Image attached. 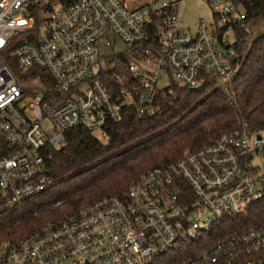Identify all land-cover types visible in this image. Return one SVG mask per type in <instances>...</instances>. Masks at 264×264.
Here are the masks:
<instances>
[{
	"label": "built area",
	"instance_id": "obj_1",
	"mask_svg": "<svg viewBox=\"0 0 264 264\" xmlns=\"http://www.w3.org/2000/svg\"><path fill=\"white\" fill-rule=\"evenodd\" d=\"M185 1L0 0V211L21 209L54 185L45 152L60 150L67 130L108 142L106 125L127 109L152 116L176 86L232 81L246 13L231 0H204L211 22L199 18L189 31L180 23ZM33 69L44 70L49 86L36 76V86L22 87ZM261 200L264 133L239 121L140 175L121 198L1 242L0 264H264V224L218 241L205 236Z\"/></svg>",
	"mask_w": 264,
	"mask_h": 264
},
{
	"label": "trees",
	"instance_id": "obj_2",
	"mask_svg": "<svg viewBox=\"0 0 264 264\" xmlns=\"http://www.w3.org/2000/svg\"><path fill=\"white\" fill-rule=\"evenodd\" d=\"M231 1L246 13L247 23L264 20V0ZM44 11H35L36 24L45 21ZM238 35V68L231 82L218 84L205 77L196 90L176 86L173 96L158 97L160 108L152 116L127 109L119 122L106 125L108 142L81 127L67 130L65 145L45 152L54 185L21 209L0 211V243L23 238L48 220L68 216L101 199L121 198L140 175L178 160L186 149L207 145L239 121H245L253 132L264 133V31L255 37L247 31ZM33 70L27 78L40 77L49 86L44 70ZM15 73L25 77L17 68ZM263 224L261 200L253 204L246 218H231L205 236L218 241Z\"/></svg>",
	"mask_w": 264,
	"mask_h": 264
},
{
	"label": "rangeland",
	"instance_id": "obj_3",
	"mask_svg": "<svg viewBox=\"0 0 264 264\" xmlns=\"http://www.w3.org/2000/svg\"><path fill=\"white\" fill-rule=\"evenodd\" d=\"M199 18L204 19L207 22H211V14L209 9L207 8L205 1L204 0H186L184 3V6L182 8L181 14H180V23L183 27L184 30H189L193 31L195 30L196 27V22ZM264 31V20L261 18H256L253 21L249 22L247 24V32L251 33V36L255 37L258 35L260 32ZM117 49H125V46L117 42ZM107 50V49H106ZM103 52H105V49H103ZM20 71V74L22 73L19 68H17ZM16 72V70H15ZM21 75L24 76V73ZM22 87L27 88L30 86H36V80L34 77L30 78V81L28 80L27 82H23ZM159 89H164L165 84L159 83L158 85ZM64 216L58 217V218H52L51 220H48L47 222L53 221L60 219Z\"/></svg>",
	"mask_w": 264,
	"mask_h": 264
}]
</instances>
